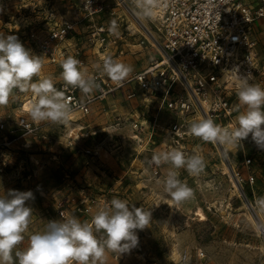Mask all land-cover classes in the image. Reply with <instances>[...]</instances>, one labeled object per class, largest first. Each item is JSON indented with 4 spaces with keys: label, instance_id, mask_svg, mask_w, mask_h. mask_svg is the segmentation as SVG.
Returning a JSON list of instances; mask_svg holds the SVG:
<instances>
[{
    "label": "rangeland",
    "instance_id": "1",
    "mask_svg": "<svg viewBox=\"0 0 264 264\" xmlns=\"http://www.w3.org/2000/svg\"><path fill=\"white\" fill-rule=\"evenodd\" d=\"M103 1L110 8L93 21L116 28L118 44H111L106 50L108 54H104L106 45L103 48L91 45L87 38L91 36L89 22L83 21L76 35L85 61L82 69L87 76L95 74L98 72L95 65L111 56L132 67L130 77L158 58L147 42L140 45L146 28L154 34L156 30L131 0ZM77 3V0H0V33L17 36L30 54L38 56L28 40L30 30L47 27L51 11L57 17L76 18ZM70 6L73 9L68 13ZM254 35L261 73L252 83L264 87L263 24L256 25ZM75 43L69 39L64 46L71 51ZM61 72L60 64L44 59L41 75L33 77V81L51 77L57 84L63 81ZM130 89L134 87L125 90ZM134 91L137 94L133 99H128L124 91L107 95L93 106L90 116L66 125H44L33 136L23 137L17 130L11 137L6 130L0 131V195L17 190L32 191L34 197L26 201L32 217L25 240L18 248L27 247L28 235L43 231L50 221H62L58 217L60 207L67 210L68 217L90 221L102 201L117 197L151 211L148 227L136 230L138 246L122 254L123 264H264V210L255 203L257 197L264 196V148L258 147L251 136L240 146L204 142L188 132L192 121L203 118L200 113L182 119L165 111L158 114L159 103L155 98L146 97L137 88ZM32 96L31 91L14 90L9 103L0 106V115L9 126L22 115L23 103ZM228 98L238 103L236 94ZM31 106L32 102H27L24 109ZM237 114L231 125L236 124ZM156 116L153 131L151 123ZM176 120L184 124L186 132L179 144L169 130L170 123ZM216 123L229 126L225 120ZM136 124L142 125V130ZM73 129L79 139L71 144L74 137L69 136ZM173 148L186 155H201L206 164L199 176L189 175L183 168L177 170L178 178L194 191L193 198L179 205L158 183L171 166L162 164L159 175H155L148 163L153 153ZM246 157L252 159L249 167L244 162ZM82 201L94 202L90 214L78 212Z\"/></svg>",
    "mask_w": 264,
    "mask_h": 264
},
{
    "label": "built area",
    "instance_id": "2",
    "mask_svg": "<svg viewBox=\"0 0 264 264\" xmlns=\"http://www.w3.org/2000/svg\"><path fill=\"white\" fill-rule=\"evenodd\" d=\"M77 2V9L74 10L75 14L78 13L76 18H67L66 15L57 17L51 11L47 27L29 32L28 40L36 54L48 59L51 64H61L67 56H74L81 62V67L85 65L81 47L77 43L80 39L76 35L86 19L89 22L87 28L91 31V36L87 37L90 38L91 45H99L101 48L106 45L103 52L108 54L107 48L111 44H118L116 28H107L93 21L94 17L106 11L110 5L103 0H91L90 7L86 9L85 0ZM71 9L73 7L70 6L68 13ZM130 10L135 14L133 9ZM149 19L156 32L154 34L146 28L140 45L147 42L158 58L152 60L147 67L119 84L101 72L91 74L100 88L90 95L83 94L78 88L69 87L64 90L63 81L54 84L58 90H64L69 99L71 112L65 122H34L29 114L31 107L24 109L27 102L31 101L33 104L32 96L23 103V113L17 116L12 127L0 115V131L6 130L13 137L19 130L21 136L25 137L38 134L44 125L75 123L79 118L90 116L93 106L106 99L107 95L124 91L128 99H133L137 94L134 91L136 88L146 97L158 101V114L165 111L182 119L185 115L200 113L203 118L212 117L216 122L225 120L231 125L236 114L233 110L236 104L228 96L236 94L239 83L237 73L242 76L251 74L254 78L252 81L261 73L254 29L258 24L264 25V0H154ZM69 39L76 41L71 51L64 46ZM120 54H123V50ZM131 86L134 90H125ZM156 123L157 116L151 123L153 131ZM139 126L142 130V125H135L136 128ZM183 128L184 124L179 120L172 121L169 125L177 144L186 135ZM81 130L83 128L79 132ZM75 132L76 129H73L69 136L74 137L71 144L79 139ZM244 162L249 167L252 159L246 157ZM161 166L162 164H151L155 175H159ZM250 183H254L253 178ZM93 207V201H82L78 212L90 214ZM58 217L61 220L67 218V210L60 207Z\"/></svg>",
    "mask_w": 264,
    "mask_h": 264
},
{
    "label": "clouds",
    "instance_id": "3",
    "mask_svg": "<svg viewBox=\"0 0 264 264\" xmlns=\"http://www.w3.org/2000/svg\"><path fill=\"white\" fill-rule=\"evenodd\" d=\"M133 2L140 14L151 17L154 0ZM90 3L91 0H85L86 9ZM43 64L44 58L30 54L17 36L0 33V106L9 103L14 90L31 91L34 97L29 113L32 120L63 123L71 112L64 90L78 88L90 95L100 85L86 75L74 56H67L60 64L64 90H58L51 77L33 81V77H40ZM95 68L117 84L133 71L131 66L111 56L103 58L102 64ZM237 78L238 103L233 109L238 113L236 124L222 127L212 117H205L192 121L188 132L204 142L229 146H240L241 141L251 136L258 147L264 148V87L252 83L251 74L237 73ZM148 163L171 166L158 183H162L164 192L177 205L194 196L193 189L178 178L177 170L183 168L189 175L199 176L206 167L201 155H186L175 148L153 153ZM33 198L32 191L9 190L7 195H0V264H107L109 253L119 256L135 249L139 244L136 230H144L151 222V211L113 197L97 206L90 221H81L76 216L50 221L43 231L29 234L27 247L19 249L32 217V209L26 206V201ZM255 203L264 210V196L257 197Z\"/></svg>",
    "mask_w": 264,
    "mask_h": 264
},
{
    "label": "crops",
    "instance_id": "4",
    "mask_svg": "<svg viewBox=\"0 0 264 264\" xmlns=\"http://www.w3.org/2000/svg\"><path fill=\"white\" fill-rule=\"evenodd\" d=\"M258 25L260 26L261 24H258ZM42 34H44V33H42ZM73 49H74V47L71 48V50H73ZM122 259H124V257H123L122 254L118 256V254L109 253L108 254L107 264H111V262H114L115 264H123V263H121L122 262Z\"/></svg>",
    "mask_w": 264,
    "mask_h": 264
}]
</instances>
